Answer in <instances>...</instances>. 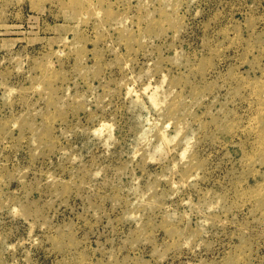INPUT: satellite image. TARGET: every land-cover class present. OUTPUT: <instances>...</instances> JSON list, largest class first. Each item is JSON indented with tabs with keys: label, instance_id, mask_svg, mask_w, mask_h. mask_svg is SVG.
I'll use <instances>...</instances> for the list:
<instances>
[{
	"label": "rangeland",
	"instance_id": "rangeland-1",
	"mask_svg": "<svg viewBox=\"0 0 264 264\" xmlns=\"http://www.w3.org/2000/svg\"><path fill=\"white\" fill-rule=\"evenodd\" d=\"M0 264H264V0H0Z\"/></svg>",
	"mask_w": 264,
	"mask_h": 264
}]
</instances>
